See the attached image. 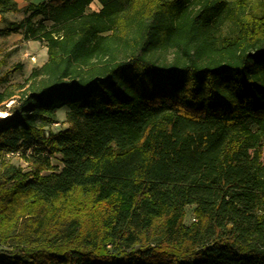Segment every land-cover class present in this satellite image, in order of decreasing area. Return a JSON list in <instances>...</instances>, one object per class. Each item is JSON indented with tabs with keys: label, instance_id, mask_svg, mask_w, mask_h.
I'll return each instance as SVG.
<instances>
[{
	"label": "trees",
	"instance_id": "1",
	"mask_svg": "<svg viewBox=\"0 0 264 264\" xmlns=\"http://www.w3.org/2000/svg\"><path fill=\"white\" fill-rule=\"evenodd\" d=\"M0 21L47 54L0 92V264H264V0H0Z\"/></svg>",
	"mask_w": 264,
	"mask_h": 264
},
{
	"label": "rangeland",
	"instance_id": "2",
	"mask_svg": "<svg viewBox=\"0 0 264 264\" xmlns=\"http://www.w3.org/2000/svg\"><path fill=\"white\" fill-rule=\"evenodd\" d=\"M45 0H15L18 8H22L28 3H40ZM100 8L97 2H94L90 9L98 10ZM26 18L25 15L16 13L5 14L6 22H19ZM40 18L34 19L35 22L39 21ZM4 23L0 21V28L3 27ZM50 26L49 22H46ZM34 59V60H31ZM47 59L46 48L38 42L22 40L20 34H10L8 36H0V75H6L7 83L0 86V92H2L7 86H18L23 85L28 75L33 68L42 66ZM19 96V91L15 90V95L12 100L5 104V108L0 107V115H7L12 104ZM67 110L61 109L56 113V123L50 126L48 129L54 132L63 130L67 127L65 121V114ZM264 154V147H263ZM15 166H19L24 172L29 171L27 163L22 159H10L9 160ZM51 164L57 169L61 167L60 158L58 155H53L50 159ZM193 206H187L185 208L184 223L186 225L194 221Z\"/></svg>",
	"mask_w": 264,
	"mask_h": 264
},
{
	"label": "built area",
	"instance_id": "3",
	"mask_svg": "<svg viewBox=\"0 0 264 264\" xmlns=\"http://www.w3.org/2000/svg\"><path fill=\"white\" fill-rule=\"evenodd\" d=\"M31 60H34V59H31ZM6 116H8V114L7 115H4V116L3 115H0V119L5 118ZM15 158L21 159V153H20V151L7 152L3 156V159H5V160H10V159H15Z\"/></svg>",
	"mask_w": 264,
	"mask_h": 264
}]
</instances>
